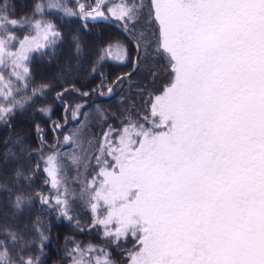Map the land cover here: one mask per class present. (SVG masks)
I'll return each instance as SVG.
<instances>
[{"label": "snow or ice", "instance_id": "snow-or-ice-1", "mask_svg": "<svg viewBox=\"0 0 264 264\" xmlns=\"http://www.w3.org/2000/svg\"><path fill=\"white\" fill-rule=\"evenodd\" d=\"M102 3H78L79 13L67 14L113 18L129 33L143 8L121 0L109 16ZM42 11L36 4L32 17L14 19L7 0L0 3V64L11 59L27 74L28 53L60 38L53 24L33 19ZM149 19L170 81L152 99L145 123L109 126L92 157L73 154L81 198L87 197L93 223L106 237L135 238L127 264H264V0H151ZM24 25L35 35L19 40L13 29ZM113 48L124 50L116 42L105 51ZM45 165L58 188L61 163L48 156ZM67 193L58 188L55 197L65 216ZM23 202L17 197V207ZM73 251V264H112L103 249L87 261L85 255L97 251L93 246ZM0 264H12L6 240L0 241Z\"/></svg>", "mask_w": 264, "mask_h": 264}, {"label": "trees", "instance_id": "trees-1", "mask_svg": "<svg viewBox=\"0 0 264 264\" xmlns=\"http://www.w3.org/2000/svg\"><path fill=\"white\" fill-rule=\"evenodd\" d=\"M127 1L143 5L129 33L113 18L84 21L78 14H67L68 10L79 13L78 3L95 7L98 0H7L14 19L32 17L35 5L41 4L43 11L33 19L53 24L60 33L54 44L28 53L23 64L27 74L11 59L0 64V108L11 109L0 113V241H7L12 264H23L21 257L33 264H73V250L90 245L97 251L87 253L84 260L102 256L99 249H103L112 264H127V253L136 243L131 234L119 240L106 237L104 227L93 223L88 206L82 205L81 213L69 219L57 205L41 200L50 191L45 161L62 145L70 125L84 122V133L94 138L93 156L109 126L120 129L129 121L145 123L152 99L170 81L168 60L156 51L151 0ZM111 2L102 4L107 7ZM13 31L19 40L35 34L29 25ZM116 42L123 46V56L116 48L110 54L105 51ZM13 44L11 50L16 51L19 43ZM118 77L122 79L117 82ZM87 112L92 121L85 125ZM17 197L24 201L20 207ZM5 229L15 234L14 241Z\"/></svg>", "mask_w": 264, "mask_h": 264}, {"label": "rangeland", "instance_id": "rangeland-1", "mask_svg": "<svg viewBox=\"0 0 264 264\" xmlns=\"http://www.w3.org/2000/svg\"><path fill=\"white\" fill-rule=\"evenodd\" d=\"M111 1L112 2L109 3L107 7L104 6L103 4L101 5L102 10L105 12L106 15H109V16L110 14L108 13V9L118 5L121 2V0H111ZM132 29H134L133 26H132ZM121 56H123V51L121 52ZM73 113H74V117H76L78 115V110L74 109ZM85 117H86V122H85V125H86L87 123L89 124L92 121L91 113L87 112ZM84 131H85L84 122L82 124L78 123V124L70 125L65 131V133L63 134L62 145L58 147L57 149H55L54 152L48 154V156H55L62 166L61 167V173H62L61 183L60 185H58V188L60 192H63L65 187H67L68 189V193H67L68 216H66L67 218L69 217L72 218L73 214L75 216L80 214L81 211L79 210V208H81L82 205H86L89 207L87 197L81 198V195H80L81 193L80 181L82 180V176H78V169L72 162L73 154L79 155L81 154V152H83L85 158L92 157V151H93L92 143H93L94 138H91V136L84 133ZM66 136L70 137V140L67 142L65 141ZM83 171L84 169L83 167H81L79 169V172L83 173ZM58 188L52 186L51 177H50V191L45 196L48 198V201L52 203L53 205H56L55 197L58 194ZM58 207L60 208V206ZM95 257H98V256L95 255L94 258Z\"/></svg>", "mask_w": 264, "mask_h": 264}, {"label": "water", "instance_id": "water-1", "mask_svg": "<svg viewBox=\"0 0 264 264\" xmlns=\"http://www.w3.org/2000/svg\"><path fill=\"white\" fill-rule=\"evenodd\" d=\"M59 125V124H58ZM59 127H60V125H59ZM59 127H57V128H59Z\"/></svg>", "mask_w": 264, "mask_h": 264}]
</instances>
